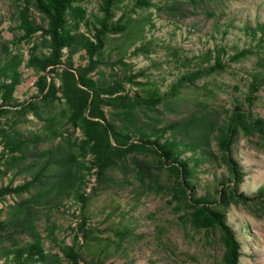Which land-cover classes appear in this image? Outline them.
Segmentation results:
<instances>
[{"label": "rangeland", "instance_id": "374dc122", "mask_svg": "<svg viewBox=\"0 0 264 264\" xmlns=\"http://www.w3.org/2000/svg\"><path fill=\"white\" fill-rule=\"evenodd\" d=\"M78 4L84 15L76 30L92 38L94 27L100 28L101 0ZM24 6L23 15L38 26L27 35L18 26ZM46 22L30 0H0V66L13 62L11 70L0 71V82L14 78L8 96L0 86V264H43L21 263L36 238L46 253L57 255L48 256L50 264L57 257L70 264L63 244L78 252V264H223L216 231L191 227L183 217L185 203L170 194L174 176L167 162L159 165L155 154L133 150L97 176L92 155L80 153L81 128L68 120L71 82L61 79L64 71L85 70L100 91L97 107L114 126L127 122L123 104L113 97L136 99L130 139L173 140L188 168V196L211 198L221 182L232 183L218 157L219 126L236 105L264 116V0H112V29L98 33L91 58L84 48L68 55L63 46L55 71H48L51 64L41 70L27 63L30 53L50 49L41 29ZM216 60L221 67L176 84L185 71ZM49 82L53 92L44 93ZM192 116L197 125L168 126ZM14 133L27 139L21 151L9 150ZM195 140L199 147L191 146ZM69 154L80 173L73 182L60 177V158ZM229 154L242 173L236 190L264 193V128L239 130ZM18 203L23 207L17 209ZM24 216L34 231L19 225ZM224 217L239 242L236 264H264V214L228 201Z\"/></svg>", "mask_w": 264, "mask_h": 264}, {"label": "trees", "instance_id": "16d2710c", "mask_svg": "<svg viewBox=\"0 0 264 264\" xmlns=\"http://www.w3.org/2000/svg\"><path fill=\"white\" fill-rule=\"evenodd\" d=\"M24 2L29 0H23ZM33 5L40 10L46 17L47 22L44 28H41L43 33L48 34L47 44L50 47L47 54L38 56L30 53L27 58V63L35 65L39 69H44L48 64H55L59 61L60 48L65 46L67 48L68 55L77 50L78 48H84L85 53L91 58L94 49L98 46L99 37L98 33L103 31L106 27L111 28L107 22L109 18V6L112 0H101V8L103 9V15L99 21L100 28H95L92 33V38L81 31L76 30L77 22L84 15V8L78 4L80 0H30ZM138 2H147V0H138ZM26 6L20 8L19 16L20 21L18 26L23 29V35L30 33L37 25L32 23L23 15ZM73 28V31H70ZM112 29V28H111ZM13 66V62L4 61L0 66V71L4 72L10 66ZM216 67H221L220 61L216 60L214 64L207 67L198 66L196 68L185 71L179 76V80L176 84L181 82H192L205 72L210 71ZM12 68V67H11ZM9 68V70H11ZM48 71H55L53 65L49 67ZM85 72V70L83 71ZM82 71H77L74 74L72 71H64L62 84L71 82V94L67 100L70 106V114L68 120L73 124L76 121L81 128L82 137L80 138L81 147L80 153L88 152L92 155V164L96 166V174H100L108 165L112 164L114 158L122 156V154L129 153L133 150H144L156 155L159 165L167 162V170L173 174V181L170 187V194L185 203L183 217L186 222L193 228L212 230L217 233V241L222 246L221 261L223 264H236L239 254V242L235 237L228 223L224 217V207L228 201L241 202L245 206L250 207L254 205L264 214V193L261 190H257L252 196L244 195L241 191L236 190V184L241 180L242 173L239 171L235 164V160L230 156V143L232 142L235 134L240 130L242 133H252L254 131H262L264 128V116H253L249 112L240 109L236 105L226 116V119L218 128L216 134V146L219 150V159L226 167L229 180L232 183L221 182V186L215 189L214 196L208 198L205 194L198 196H188L186 187H188V168L184 160L180 159L178 152L174 151L175 142L164 138L161 142L158 141V137L147 138L140 136L139 140L130 139L127 128L133 126V119L135 117V111L132 109V104L136 99L128 100L124 95H117L113 97L114 100L119 99L123 104L121 113L126 120V124L116 125L104 120V115L101 109L96 105L100 91L94 86L90 77H86ZM11 75V74H10ZM44 77V76H43ZM42 80V79H41ZM14 78H10L7 82H0V86L5 88L3 96L9 95V90L12 88ZM39 88L42 89L45 86V80L41 81ZM173 85L172 87H175ZM89 88L90 90L86 89ZM252 88L255 86L252 85ZM54 86L52 82H49L44 93H52ZM108 92L115 91V87L106 88ZM139 101V100H138ZM1 108V105H0ZM102 118L101 121L98 117ZM199 118L192 116L185 119L182 122L174 123L170 122L169 127H177L178 125L186 128L189 124L197 125ZM202 118H200V122ZM165 129V127H162ZM4 137L13 139L10 143V151H21L26 146L27 139L18 134H3ZM7 140V139H6ZM8 141V140H7ZM9 144V142H8ZM192 147H199L198 142L191 143ZM204 151V148H201ZM113 156V158H112ZM19 157V155H10V159ZM62 180L74 181L80 177V173H77V168L72 167V159H75L72 154L62 156L60 158ZM20 186L27 187V183L23 182ZM23 203H18L17 209L22 208ZM26 215V214H25ZM30 217L24 216L19 220L21 227H27L34 231L31 225ZM85 234V233H84ZM32 236L36 238V234ZM63 255L69 259L70 264H78L76 257L78 252L71 246L63 244L60 246ZM20 251L21 249L18 248ZM55 259L56 254L46 253L43 248L38 244L36 240L27 246L24 260L21 263H26L28 260H37L43 264H50L49 258ZM57 264H61L57 257Z\"/></svg>", "mask_w": 264, "mask_h": 264}]
</instances>
